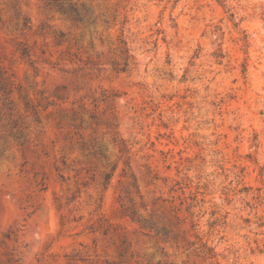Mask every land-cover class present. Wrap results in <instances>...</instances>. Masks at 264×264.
<instances>
[{
    "label": "rangeland",
    "instance_id": "1",
    "mask_svg": "<svg viewBox=\"0 0 264 264\" xmlns=\"http://www.w3.org/2000/svg\"><path fill=\"white\" fill-rule=\"evenodd\" d=\"M73 1L0 0V264H264V0Z\"/></svg>",
    "mask_w": 264,
    "mask_h": 264
},
{
    "label": "trees",
    "instance_id": "2",
    "mask_svg": "<svg viewBox=\"0 0 264 264\" xmlns=\"http://www.w3.org/2000/svg\"><path fill=\"white\" fill-rule=\"evenodd\" d=\"M46 1V7L49 8L52 11H56L60 13L64 18L70 20L75 25L83 24L87 21V13L86 10L82 9L78 6L76 2L73 0H45ZM220 3H223L222 0H218ZM82 8H84L82 6ZM126 45V43H125ZM19 51V50H18ZM126 53H129V50H126ZM21 57L24 59H27L30 64L33 66V62L31 61V54L27 48L20 49ZM220 58H223L222 56H219ZM128 166V164H127ZM116 169V166L113 168V170ZM111 180L110 174L106 175V184ZM138 223L141 225V229L149 230V234H151L154 230L157 232V235L163 233V237L166 239H170L171 235L170 232L166 231L164 228L159 230L155 225H149L146 226L145 224H141L140 221ZM203 248H205V255L209 258L215 259L217 258L218 254L215 252L214 248L208 247L206 244L203 245Z\"/></svg>",
    "mask_w": 264,
    "mask_h": 264
}]
</instances>
